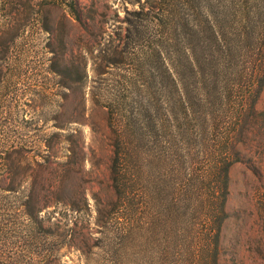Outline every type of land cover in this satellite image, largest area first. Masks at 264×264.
<instances>
[{
    "label": "trees",
    "instance_id": "16d2710c",
    "mask_svg": "<svg viewBox=\"0 0 264 264\" xmlns=\"http://www.w3.org/2000/svg\"><path fill=\"white\" fill-rule=\"evenodd\" d=\"M58 6L63 7L60 21L76 37L69 55L62 53L66 47L55 29ZM130 6L114 31L97 27L79 0H0L12 22L32 16L46 34L43 64L57 82L40 89V100L55 88L64 101L73 98L74 105L66 122L65 105L58 106L52 117L42 111L39 121L43 126L51 122L53 131L37 134L38 160L24 164L28 160L24 150L11 144L0 152V246L51 242L75 249L86 262L98 256L94 250L101 247L96 241L108 239L97 196L91 227L85 187L83 128L93 130V114L87 108L91 102L103 115L110 146L112 208H136L137 214L141 207L150 208L148 153L153 147L164 144L182 152L172 159L173 178H182L183 171L187 176L201 154L204 181L199 188L191 183L185 198L201 211L189 217L192 224L182 217L178 228L182 199L176 200L169 227L182 238L183 256L190 254L186 261L198 258L219 264L216 249L225 240L222 226L228 219V172L241 161L237 140L264 85V0H133ZM89 63L97 67L99 79L87 86ZM192 170L188 180L198 178ZM206 184L211 196H205ZM130 225L121 229L126 240L133 231ZM186 241L199 243L201 251L197 255L195 250L184 251Z\"/></svg>",
    "mask_w": 264,
    "mask_h": 264
},
{
    "label": "rangeland",
    "instance_id": "374dc122",
    "mask_svg": "<svg viewBox=\"0 0 264 264\" xmlns=\"http://www.w3.org/2000/svg\"><path fill=\"white\" fill-rule=\"evenodd\" d=\"M79 1L87 11V17L93 18L97 27L117 31L124 16V8L132 9L130 2L133 0ZM62 8L58 6L54 13L55 29L66 47L65 51L62 48L60 50L69 55L76 37L70 26L60 21ZM9 18L8 7H0V152H4L9 144L22 148L28 158L24 164H27L39 159L37 134H41L43 129H46V133L53 131L51 122L43 126L39 121L42 111L52 117L58 106L65 105L62 122H66L74 105L73 98L64 101L61 90L55 88L49 89L53 93L45 100H40V89L44 85L49 88L57 82V78L47 74L43 64L46 34L32 16L14 22ZM94 68L97 69L92 63L87 65V86L93 78L99 79ZM118 72L114 68L113 73ZM69 94L72 95V92ZM87 108L93 114V130L83 128L87 144L85 187L91 205L90 221L94 228L96 203L93 198L97 196L100 198L97 206L101 214L99 219L103 218L107 222L108 240L96 241L101 250L95 249L98 256L89 257L87 262L75 249L51 242L30 247L0 246V264H17L14 261L17 259L21 264L38 262L40 259L56 260L58 264H108L110 260H120L122 264H211V261L199 262L198 258L185 260L190 254L183 256L182 238L174 236V231L169 227L173 222L168 218L179 199H182V209L177 220L178 228L182 217L191 223L189 217H197L201 211V207H197L199 211L194 210L191 202L186 203L185 200L192 189L191 183L199 188L204 181L200 174L206 164L205 160H201V154L199 164L192 167L198 178L188 180L190 173L194 172L192 169H187V176H184L183 171L182 178H173L176 169L171 165L172 159L182 156V152L169 149L164 144L153 147L148 153L152 167V178H147L148 193L152 195L150 208L145 210L141 207L140 214H137L136 208L131 211L112 208L108 168L111 163L110 146L106 140L103 115L91 102L87 103ZM252 114L241 128L240 142L237 140L241 161L228 172L225 199L228 219L222 226L225 240L216 249L220 254L219 264H264V85ZM185 168L182 165V170ZM210 179L207 178L208 181ZM205 190V196H211L207 184ZM128 223H131L133 231L130 239L126 240L121 229ZM95 237L99 238L100 235L95 234ZM201 248L199 243L193 246L192 241H186L184 251L195 250L197 255ZM236 254L238 257H235Z\"/></svg>",
    "mask_w": 264,
    "mask_h": 264
}]
</instances>
